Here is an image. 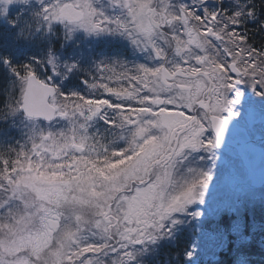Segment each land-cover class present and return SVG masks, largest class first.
Wrapping results in <instances>:
<instances>
[{
    "label": "snow or ice",
    "instance_id": "1",
    "mask_svg": "<svg viewBox=\"0 0 264 264\" xmlns=\"http://www.w3.org/2000/svg\"><path fill=\"white\" fill-rule=\"evenodd\" d=\"M0 82V264H200L212 220L231 264L264 246V194L213 195L264 118V0H0Z\"/></svg>",
    "mask_w": 264,
    "mask_h": 264
},
{
    "label": "rangeland",
    "instance_id": "2",
    "mask_svg": "<svg viewBox=\"0 0 264 264\" xmlns=\"http://www.w3.org/2000/svg\"><path fill=\"white\" fill-rule=\"evenodd\" d=\"M262 119L264 118L256 110L250 114L247 123L243 126L251 137L261 136L263 139L261 145L264 146V123H262ZM215 173L216 187L213 188V195L216 202L226 204L237 200L241 203L253 201L255 206L249 205L248 214H255L256 219L259 220L262 212L259 201L261 195L264 194V184L259 187L251 186L246 171L232 147L224 149L223 158L217 162ZM215 223L216 221L212 220L205 225L204 230L208 233V236L203 241L200 240L199 233L201 230L199 226L195 229H189L185 233V238L195 239L201 243V249L198 250L200 251V264H216L219 260L221 251L215 247L213 240L210 238ZM252 242L261 243L260 235L257 234Z\"/></svg>",
    "mask_w": 264,
    "mask_h": 264
},
{
    "label": "water",
    "instance_id": "3",
    "mask_svg": "<svg viewBox=\"0 0 264 264\" xmlns=\"http://www.w3.org/2000/svg\"><path fill=\"white\" fill-rule=\"evenodd\" d=\"M239 141V144L236 142ZM231 144L237 148L238 154L247 168L248 176L252 183L258 185L264 180V150L252 145L243 128H239L235 139Z\"/></svg>",
    "mask_w": 264,
    "mask_h": 264
},
{
    "label": "trees",
    "instance_id": "4",
    "mask_svg": "<svg viewBox=\"0 0 264 264\" xmlns=\"http://www.w3.org/2000/svg\"><path fill=\"white\" fill-rule=\"evenodd\" d=\"M2 89V82H0V90ZM255 248H253V247ZM252 246H248L247 253H250L251 255H256L258 257H262V260L260 261L259 259L256 264H264V252L258 248L255 244H252ZM169 250L175 251L177 250L176 247L173 245H167L161 250V258H167ZM235 259V256L231 254V252H228L226 254H222L221 256V262L220 264H231V261Z\"/></svg>",
    "mask_w": 264,
    "mask_h": 264
}]
</instances>
